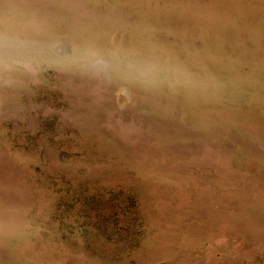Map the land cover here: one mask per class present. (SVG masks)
I'll use <instances>...</instances> for the list:
<instances>
[{"label":"rangeland","instance_id":"1","mask_svg":"<svg viewBox=\"0 0 264 264\" xmlns=\"http://www.w3.org/2000/svg\"><path fill=\"white\" fill-rule=\"evenodd\" d=\"M0 264H264V0H0Z\"/></svg>","mask_w":264,"mask_h":264},{"label":"clouds","instance_id":"2","mask_svg":"<svg viewBox=\"0 0 264 264\" xmlns=\"http://www.w3.org/2000/svg\"><path fill=\"white\" fill-rule=\"evenodd\" d=\"M8 46L12 48H23L24 45L21 42H16V41H9ZM97 63H102V61H97Z\"/></svg>","mask_w":264,"mask_h":264},{"label":"bare ground","instance_id":"3","mask_svg":"<svg viewBox=\"0 0 264 264\" xmlns=\"http://www.w3.org/2000/svg\"><path fill=\"white\" fill-rule=\"evenodd\" d=\"M13 4V3H12ZM116 39V38H115ZM113 42V41H112ZM210 54V53H209ZM212 55H214V54H212ZM194 57V56H193ZM195 58V57H194ZM189 61V60H188ZM176 64V63H175ZM181 68V67H180ZM202 81V80H201Z\"/></svg>","mask_w":264,"mask_h":264}]
</instances>
